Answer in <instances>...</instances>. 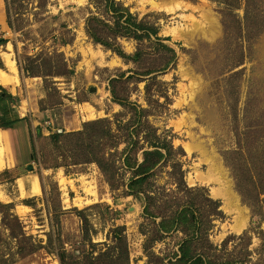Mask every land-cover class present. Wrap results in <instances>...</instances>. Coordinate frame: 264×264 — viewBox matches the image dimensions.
Listing matches in <instances>:
<instances>
[{
    "label": "rangeland",
    "instance_id": "374dc122",
    "mask_svg": "<svg viewBox=\"0 0 264 264\" xmlns=\"http://www.w3.org/2000/svg\"><path fill=\"white\" fill-rule=\"evenodd\" d=\"M119 1L139 19L157 25L158 36L176 52L165 70L127 81L125 76L117 88L124 89L121 95L128 101L148 109L159 133L171 137L177 149L171 162L182 163L184 183L193 191L179 183L172 163L159 166L150 180L155 196L151 211L158 214L152 217L141 200L124 195L130 172L118 170L119 185L114 188L96 163L84 162L86 141L70 133L82 130L87 121L113 120L116 114L128 121V109L113 99L111 79L148 65L128 62L90 37L87 20L100 13L94 1L0 0V39L6 40L0 43V90L20 99L16 114L22 118L12 128H0L9 138L7 163L0 173L10 171L0 176V199L14 203L27 233L44 243L58 215L70 251L89 247L75 207L98 203L100 207L87 211L93 240L105 241L113 224L124 225L131 264H146L144 243L157 234L162 215L177 209V202L208 194L220 201L223 212L205 224L211 241L225 247V256L264 264V166L256 172L253 164L255 156L264 160V26L244 29L239 20L244 0ZM224 1L233 10L231 16L220 9ZM159 2L168 7L160 8ZM117 41L130 55L142 45L149 60L156 58V67H164L171 55L157 49L156 36L141 42L118 36ZM56 71L66 74L41 76ZM54 133L63 134L54 138ZM93 145L98 152V141ZM242 161L251 170L243 185L235 172ZM35 180L39 192L33 189ZM202 207L214 208L209 200H203ZM0 235L7 240L9 258L16 247L1 225V215ZM186 236L181 229L166 232L152 250L162 258L172 257ZM10 264L60 261L56 253L41 248L25 257L14 255Z\"/></svg>",
    "mask_w": 264,
    "mask_h": 264
},
{
    "label": "trees",
    "instance_id": "16d2710c",
    "mask_svg": "<svg viewBox=\"0 0 264 264\" xmlns=\"http://www.w3.org/2000/svg\"><path fill=\"white\" fill-rule=\"evenodd\" d=\"M100 9V13L90 16L86 23V30L90 37L95 42L101 43L109 49H112L118 55L126 59V61H133L135 63L145 62L147 68L145 70H130L133 73L127 75L128 72H122L120 76L111 79V91L113 99L119 104L128 109L130 118L123 122L120 115L116 114L115 119L108 117L99 118L96 120L87 121L83 125V129L70 133L71 135H82L86 141V161L94 162L98 165L104 176L111 183V186L116 188L119 182L116 180L118 170H122L125 175L130 172V177L124 183L127 190L124 195H132L141 200L144 206V211L149 216H158L154 211H151V206L155 202V196L151 193L150 180L156 175L160 169L167 163H172L175 159L176 147L165 133H159V128L153 125L149 120L150 111L140 104L128 101L127 96H122L124 89H118L117 83L123 80L126 76V81L133 78H138L141 75H150L165 70L170 66L176 57V52L173 47H170L164 41L165 37L158 36V26L152 21L139 19L133 14L128 7H125L119 0H92ZM243 7L244 14L239 19L246 31H252L255 27L262 28L264 26V8L260 0H244ZM219 4L221 2L217 1ZM225 7H220L222 12L232 15V9L228 7L226 1ZM223 4V3H222ZM118 36L133 38L137 41L144 39H152L156 36L157 49H166L170 51L171 55L165 62L164 67H156L155 59H148V53L142 45H138V49L134 55L126 53L117 41ZM5 39H0V43H4ZM159 47V48H158ZM157 53V51H153ZM158 54V53H157ZM28 71V70H27ZM73 72V71H71ZM29 74H32L28 71ZM66 74L59 73V71L49 74H33L41 75L45 79L48 76ZM1 86V85H0ZM20 99L6 89L0 90V128H12L17 122L22 120L17 112V106ZM63 133H54L53 137L58 138ZM98 141L100 150L95 152L93 143ZM126 143L123 149L120 145ZM112 149H115L112 152ZM178 149H182L179 147ZM110 150V151H109ZM141 152V160L139 153ZM117 155V157H116ZM112 157V158H111ZM255 171L257 172L261 166H264V160L258 155L253 158ZM121 160V164L116 162ZM236 165V164H235ZM172 166L179 175V183L183 182L186 190L193 191L184 183V170L182 163L177 160L172 163ZM236 169L237 181L243 185V177L250 172L245 163L240 162ZM264 169V168H263ZM175 173V172H174ZM10 174L9 169H5L0 173L1 175ZM183 180V181H182ZM193 202H184L179 205L177 202V209H173L168 213L162 215L160 223H158L157 234L146 238L144 243V250L148 255L146 264H245V258H234L222 254L224 248L216 246L209 237V232L205 224L210 222V219H215L223 212L220 209L221 203L219 200H213L208 194L203 197L194 196L191 198ZM203 200H209L213 203L214 208L209 211H204L202 208ZM167 204V201H166ZM165 204V205H166ZM100 204H93L85 209H78L75 207L79 217L82 221V237L88 248L82 250L70 251L65 247V243L61 235V221L54 218V226L51 232L48 233L47 243L44 240L37 239L33 234L27 233L25 224L20 216L15 212V205L12 202H4L0 199V215L1 225L5 231L9 232L10 240L15 242V251L9 258L5 251L7 240L0 235V264H10L14 261V255L25 257L29 254L37 252L41 248L47 249L51 253L58 255L60 264H131V252L127 235L125 233L124 225L113 224L110 231L107 233L105 241L95 242L93 240V233L91 229V222L88 210L100 207ZM167 206V205H166ZM106 210L111 213L109 205H106ZM61 211V210H59ZM166 212V211H165ZM115 213V211H114ZM163 213V212H162ZM211 217V218H210ZM212 222V220H211ZM181 229L187 236L180 242L179 253L174 252L172 257L166 255L162 258L155 254L152 246L155 241L162 239L166 232ZM2 234V231H1ZM200 242L203 245H200ZM226 243V241H225ZM224 243V244H225ZM211 248V249H210ZM11 250V249H9ZM167 259V263L165 262ZM13 260V261H12ZM10 262V263H8Z\"/></svg>",
    "mask_w": 264,
    "mask_h": 264
},
{
    "label": "bare ground",
    "instance_id": "6f19581e",
    "mask_svg": "<svg viewBox=\"0 0 264 264\" xmlns=\"http://www.w3.org/2000/svg\"><path fill=\"white\" fill-rule=\"evenodd\" d=\"M159 3H156V4H158V6L160 8H167L168 7L167 3L166 4L164 2L163 3H160V4ZM8 139L9 138H7V135L3 132V130L0 129V169H2V167L7 163V156H8L7 145H8ZM33 189L35 191H37V192L40 191L39 181H37V180L34 181ZM216 195H217V193H216ZM240 225H244V224H240ZM237 227H238V225L235 226V228H237Z\"/></svg>",
    "mask_w": 264,
    "mask_h": 264
},
{
    "label": "water",
    "instance_id": "95a60500",
    "mask_svg": "<svg viewBox=\"0 0 264 264\" xmlns=\"http://www.w3.org/2000/svg\"><path fill=\"white\" fill-rule=\"evenodd\" d=\"M29 169H32V165H29Z\"/></svg>",
    "mask_w": 264,
    "mask_h": 264
}]
</instances>
